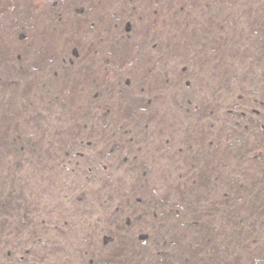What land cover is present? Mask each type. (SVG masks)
<instances>
[{"label": "trees", "instance_id": "1", "mask_svg": "<svg viewBox=\"0 0 264 264\" xmlns=\"http://www.w3.org/2000/svg\"><path fill=\"white\" fill-rule=\"evenodd\" d=\"M68 2L0 0V264H264V0ZM71 14L88 33L58 64ZM49 26L46 75L28 53ZM157 103L183 122L177 202L143 153ZM40 161L76 204L69 241L32 209Z\"/></svg>", "mask_w": 264, "mask_h": 264}, {"label": "rangeland", "instance_id": "2", "mask_svg": "<svg viewBox=\"0 0 264 264\" xmlns=\"http://www.w3.org/2000/svg\"><path fill=\"white\" fill-rule=\"evenodd\" d=\"M75 0H69V2H73ZM85 0H79L80 3H82ZM89 2H86L87 4L81 5V13L84 14L87 13V5L88 3H91L92 1L96 0H88ZM68 2L69 6L70 3ZM95 8L98 6L97 4H94ZM100 6V4H99ZM106 6V5H104ZM100 7L98 9V15L104 13L106 10L105 7ZM108 7V6H107ZM84 12V13H83ZM71 13H73L71 11ZM74 13H77V11H74ZM76 15H79L78 13ZM97 16V15H96ZM72 14L70 16V24L72 26L71 28V35L68 39H66V43L60 46L58 50H56L57 55L55 56V59H57L58 64H67L71 59L72 55V46L76 42V40L79 38V36H85L88 31L79 20L75 19V16L72 18ZM144 19V17H143ZM146 19H144L145 21ZM137 28V27H136ZM52 29L50 26L47 28H43L38 37L31 42L33 43L32 48L29 49L28 53V60L29 65L33 68H37L40 65L41 62H45L43 65L42 73L48 75V69L46 68V64L50 61H55V59H52L51 54V47L52 43H55L56 36L59 33L53 34ZM172 56V55H171ZM86 67V66H85ZM57 68L54 71L55 75L52 77L54 79L53 83L59 82L60 75L57 72ZM0 73L6 74L5 67L0 68ZM1 75V74H0ZM77 82H81L84 86H86V78L83 76L79 77V80ZM58 86V85H57ZM56 86V87H57ZM88 86V85H87ZM6 99V98H4ZM158 101V98H156V102ZM162 101V100H161ZM6 104V103H4ZM160 103L153 104V110H155L158 114H156L155 117V125L152 126V130L149 132V138L147 147H145L144 152L147 156V159L152 164L153 169L151 171V178L150 183L154 185L158 189H162L166 193V199L176 201L178 199V194L176 191H172L174 188L173 180H176V177L181 175V170L183 169V166L185 165L183 162V159L181 158L182 153L184 152L182 146L179 144L181 137L180 132L181 128H183V122L180 119V116L176 114L175 110L170 109L169 104L165 103L164 106L159 107ZM173 104V102H172ZM161 105V104H160ZM3 106L0 104V109H2ZM55 118V117H54ZM56 121H51V123L54 124ZM70 137V135H69ZM64 140L60 142L64 144V141L67 140L68 135L63 136ZM89 155L85 156L84 159H87L89 161H92L91 163H99L97 159L93 160L94 156ZM84 163V160L81 164ZM49 164H46L44 161H40L39 164H37V167L31 169L30 171L27 170L24 174L23 180L27 183V194L28 197L31 199L32 202V209L34 210V206L36 207V212L40 220H50L53 223V228L55 230H51L52 235L54 236V239H64V240H70L71 236L67 235H61L60 234V228L62 226V222H65L67 214L71 210H75L74 203H68L67 197L64 196L63 199L65 201L60 202L62 199V196H58L57 191H55L53 188V184H55L56 188L60 186L59 181L60 177H63V174L57 175L56 172H51L49 168ZM172 167V168H171ZM179 168L181 170L176 171V168ZM174 173V174H173ZM40 182L41 185H36V183ZM125 187V186H124ZM175 190V189H174ZM52 193V194H50ZM176 199V200H175ZM67 202V205L64 203ZM74 204V205H73ZM66 215V217H65ZM65 217V218H64ZM213 217V216H212ZM57 227H59L57 229ZM200 230V229H199ZM49 233V232H48ZM203 233V232H202ZM61 235V236H60ZM201 235H204L201 234ZM63 240V241H64ZM215 244L212 246L210 245V248H213ZM48 249L50 250L51 247L49 246ZM158 250L157 252H159ZM175 261L177 264H186L182 261V259L175 258ZM150 264H162V261L158 258L157 253L153 255L151 258Z\"/></svg>", "mask_w": 264, "mask_h": 264}]
</instances>
